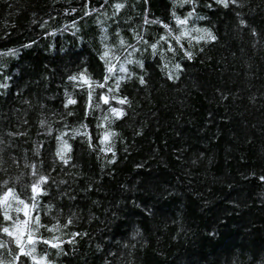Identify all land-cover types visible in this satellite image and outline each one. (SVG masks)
I'll return each mask as SVG.
<instances>
[{"label": "trees", "instance_id": "obj_1", "mask_svg": "<svg viewBox=\"0 0 264 264\" xmlns=\"http://www.w3.org/2000/svg\"><path fill=\"white\" fill-rule=\"evenodd\" d=\"M41 176L42 264H264V0H0V197Z\"/></svg>", "mask_w": 264, "mask_h": 264}, {"label": "snow or ice", "instance_id": "obj_2", "mask_svg": "<svg viewBox=\"0 0 264 264\" xmlns=\"http://www.w3.org/2000/svg\"><path fill=\"white\" fill-rule=\"evenodd\" d=\"M217 2L222 3L225 7L228 6V0H217ZM117 9L121 8L122 5L117 4L116 5ZM147 22V21H146ZM187 21L186 20H180L179 18L177 19V23L178 24H185ZM167 27V26H165ZM186 35V33H181V36ZM206 35L208 36L209 39L211 40H215V36H213L210 32H206ZM203 38V37H201ZM177 43L180 42L181 37L177 36L175 37ZM123 43V42H122ZM151 47L153 48V51L155 52L156 50V45H151ZM169 50H172L171 48ZM108 53H105V56H107ZM186 55L189 56V58H191V54L190 53H186ZM131 61H129L130 63ZM177 68H179V65L176 66ZM114 71V66H109L108 67V72L109 74H111ZM121 72H125L126 69L121 66L120 68ZM171 78V77H170ZM72 80L76 81L79 80L80 82L89 85V87L92 86V84H96L97 87L103 88L105 86L104 83H98V82H94L91 81L86 74H81L80 77H71ZM108 77L105 78V82L107 81ZM141 83H144L143 78H141ZM117 87L119 86V81H117ZM109 91H111V89H109ZM92 97V92H89V100H91ZM104 102L107 104L109 103V100L107 97H104ZM76 101L74 99L69 98L67 101V104H74ZM118 103H120L121 105L127 103L126 99H119ZM111 112L114 116L116 117H120L122 116L124 113L121 109H116V108H112ZM111 135H114V133H106L104 136V141H109V137ZM108 150H111L110 147L108 148ZM70 151L69 146L67 145V142L62 140V146L60 148V150L58 151L57 155L60 157V159L64 162L67 163L68 161L65 159L66 153ZM47 180L45 177L41 176L39 178V180L37 182H34L31 186V190L33 193V196L31 197V203H26L24 200L19 199L16 196V193L14 191H12L11 189H9L7 192L4 193V195L2 197H0V208H3V218L4 220H12L14 222L13 228L10 230L9 227H3L2 231L4 234H7L9 237H12L15 240L16 246L19 249V254L14 256V259L16 261H19L21 256H29L32 257V259L35 261V264H42V260L43 258H41V260H37L36 257L33 256V253L36 251V243L38 242L37 240L33 239V233L34 231L38 230L39 227H41L42 225L40 224V218L39 216H30L31 211L35 210L36 208V198L39 194L42 193V188L41 185L43 183H46ZM12 198L14 200H16L17 204L19 206L22 207H16L15 211L17 213H20L23 211L24 216L26 217V219L21 220L19 215L15 218H13L12 216H10L8 214V210L9 208H11V204L9 202V199ZM34 221L36 228L33 229L31 227V222ZM71 221H69L70 223ZM59 228V225L54 226V228H49L48 231H54L56 229ZM27 232V245H30L31 247L27 248L24 245V241H23V236L24 233ZM73 239L75 238V236L77 234L73 233ZM45 244H50L51 247L54 248H60V244L55 243V242H50L47 240L42 241ZM72 241H69V243H71ZM3 244H0V247H3ZM0 264H2V261H0Z\"/></svg>", "mask_w": 264, "mask_h": 264}]
</instances>
